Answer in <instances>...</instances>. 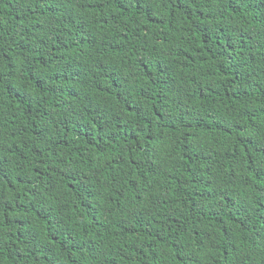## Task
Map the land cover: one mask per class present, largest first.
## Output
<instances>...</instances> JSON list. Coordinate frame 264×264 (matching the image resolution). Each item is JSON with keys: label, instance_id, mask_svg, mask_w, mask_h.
<instances>
[{"label": "trees", "instance_id": "trees-1", "mask_svg": "<svg viewBox=\"0 0 264 264\" xmlns=\"http://www.w3.org/2000/svg\"><path fill=\"white\" fill-rule=\"evenodd\" d=\"M0 264H264V0H0Z\"/></svg>", "mask_w": 264, "mask_h": 264}]
</instances>
